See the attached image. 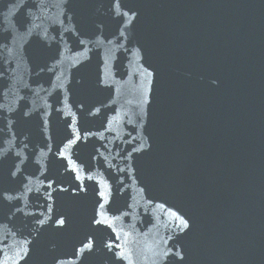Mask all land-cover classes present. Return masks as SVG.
Returning a JSON list of instances; mask_svg holds the SVG:
<instances>
[{
    "label": "water",
    "instance_id": "obj_1",
    "mask_svg": "<svg viewBox=\"0 0 264 264\" xmlns=\"http://www.w3.org/2000/svg\"><path fill=\"white\" fill-rule=\"evenodd\" d=\"M264 103V0H0V264H147Z\"/></svg>",
    "mask_w": 264,
    "mask_h": 264
}]
</instances>
